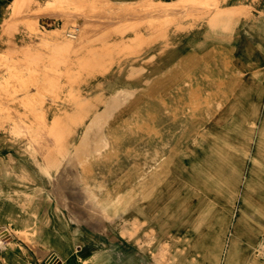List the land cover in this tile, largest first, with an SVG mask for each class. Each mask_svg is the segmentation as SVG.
<instances>
[{
    "label": "rangeland",
    "instance_id": "1",
    "mask_svg": "<svg viewBox=\"0 0 264 264\" xmlns=\"http://www.w3.org/2000/svg\"><path fill=\"white\" fill-rule=\"evenodd\" d=\"M0 30L3 170L73 164L94 219L42 264H264V0H0Z\"/></svg>",
    "mask_w": 264,
    "mask_h": 264
},
{
    "label": "crops",
    "instance_id": "2",
    "mask_svg": "<svg viewBox=\"0 0 264 264\" xmlns=\"http://www.w3.org/2000/svg\"><path fill=\"white\" fill-rule=\"evenodd\" d=\"M1 34L2 31L0 30V37H2ZM8 154L13 156V151L5 149L1 156L6 159ZM1 156L0 159L2 158ZM4 166V162H0V226H8L11 230L18 232V235L13 236V246L16 248L13 249L11 247L7 255L4 254L5 250H2V259H5L9 264H42L41 258L44 253L54 242H58L56 238L60 237L59 232L62 230L63 224L70 226L72 223L69 213L68 223L66 221V208L61 205V208L56 206L59 198H66L65 193L63 191L60 193L52 192V179L46 175L29 176L31 185H25V180H22V176L18 174L20 171L18 168L19 162L16 164V169H11L10 173H5L3 170ZM246 199L247 194L244 193L240 201L241 209L244 208L243 205ZM25 200L29 201L25 202ZM236 200L238 198H235ZM233 204L232 206L235 207L236 202ZM232 229L234 234H236V226H233ZM19 234L24 239L25 237L22 235L26 234L27 239L30 240L29 244L23 238H19ZM53 238H55V241L52 242ZM263 239L264 226L257 230L255 238L250 241V245H261L260 243ZM89 245L90 254L85 256L86 258L82 252L73 253L65 256V259L61 257L63 260L62 264H74L73 257L76 259L81 258L83 264L89 259L97 264L118 263V261L106 259L97 247H93L92 244ZM31 247H34L35 250H30L29 248ZM80 249L83 248L80 247Z\"/></svg>",
    "mask_w": 264,
    "mask_h": 264
},
{
    "label": "bare ground",
    "instance_id": "3",
    "mask_svg": "<svg viewBox=\"0 0 264 264\" xmlns=\"http://www.w3.org/2000/svg\"><path fill=\"white\" fill-rule=\"evenodd\" d=\"M71 120H72V118H71ZM21 168H22V170L24 172L31 171L28 168H26V166H25L24 163L21 164ZM40 170H41V168H40ZM74 171L75 170H74L73 164H70V163H65L62 166H58V169H56L54 173L51 172V171H48V172L46 171L47 174L50 176V178H52V186H53V188L51 189L52 192L60 193L64 189V182L65 181L66 182H69V181L70 182L71 181L73 182L74 180H71V179H73V176H74L73 173H74ZM33 173H34V171H31V174H33ZM57 202L60 203V204L57 203V205H56L57 208H61L60 205L62 207H66L67 208L66 210L69 211L71 213V215H73L71 221H73V222H80V221L86 220V221H88L87 223L92 224V221L94 219H92V218L91 219H89V218L88 219H85L83 216H82V218H80V215H77L76 214V213H79L77 206H70L68 204V202H69L68 200L67 201L66 200L64 201L63 199L59 198L57 200ZM77 224H81V222L80 223H77ZM12 235L13 234H12V232L10 230V227H8V226H1L0 227V249L6 248V244L7 243H5V242H7L8 240H10L13 237ZM82 248H84V247H82ZM132 253H134V252H132ZM54 254L56 255V257L54 259L48 260L47 263L48 264H62L63 263V260H62L61 256L58 253H54ZM131 256H135V254H131ZM84 264H97V263L95 261L89 259V260H86L84 262Z\"/></svg>",
    "mask_w": 264,
    "mask_h": 264
},
{
    "label": "built area",
    "instance_id": "4",
    "mask_svg": "<svg viewBox=\"0 0 264 264\" xmlns=\"http://www.w3.org/2000/svg\"><path fill=\"white\" fill-rule=\"evenodd\" d=\"M56 257V255L55 254H52L49 258H48V260H51V259H54ZM47 260V261H48Z\"/></svg>",
    "mask_w": 264,
    "mask_h": 264
}]
</instances>
